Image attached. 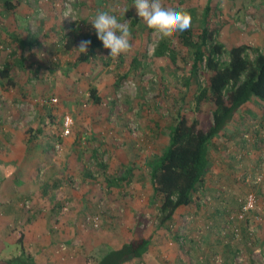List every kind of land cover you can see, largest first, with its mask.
Listing matches in <instances>:
<instances>
[{
	"label": "rangeland",
	"instance_id": "1",
	"mask_svg": "<svg viewBox=\"0 0 264 264\" xmlns=\"http://www.w3.org/2000/svg\"><path fill=\"white\" fill-rule=\"evenodd\" d=\"M19 1L12 11L0 6V69L9 68L17 83L12 88L0 85V153L8 156L3 147L5 136L25 134L30 127L46 124L50 115L60 123L62 115L69 113L74 124L66 137H75V143L70 147L66 137H60V124L46 126L39 143L52 146L49 154L59 168L67 162L68 152L79 153V162L87 169V193L94 192V200L87 203V213L77 217L85 218L87 225L81 228V223L73 231L50 227L54 243L48 246L36 249L35 245L46 243V230L42 229L40 238L35 236L39 230H32L23 241L19 224L1 230V239H16L21 250L26 243V253L45 264H89L87 257L93 248H116L138 232L149 237L148 248L142 257L123 264H209L214 257L218 259L215 264H264V102L245 104L226 132L213 139L209 171L199 186L203 193L196 192L190 205L180 207L172 221L161 225L159 202L152 196L149 161L166 146L168 126L177 113L189 121L197 115V83H204L206 71H191L192 50L180 42L179 33L171 37L174 60L168 54L156 55L161 37L138 16L134 0ZM210 1L206 16V0L161 3L191 14L194 37L205 20L209 28L217 30V39L226 51L244 44L250 59L264 53V2L235 0L218 5L222 0ZM69 10L74 20L66 18ZM98 10L129 23L131 50L110 57V50L102 46L90 61L77 62L86 23ZM7 33L24 43L12 40ZM69 34L79 37L72 50L64 46ZM227 59L224 54L222 60ZM93 87L101 98L99 103L90 98ZM53 97L57 98L55 104L49 103ZM202 109L210 112L211 102L204 101ZM57 138L60 150L53 147ZM81 164L75 171L76 180ZM128 168L131 171L124 180ZM46 169L41 170V181L48 178ZM74 188L79 189L80 182H75ZM249 192L256 196L255 208L247 213L246 221L230 222L228 214L239 209L240 200ZM49 201L59 203L58 199ZM29 206L27 209L32 202ZM94 217L97 225L92 222ZM63 232L70 236L72 232L73 238L76 234L87 246L75 243L76 239L70 244L60 234ZM61 243L66 249L59 248ZM16 254L6 245L0 257Z\"/></svg>",
	"mask_w": 264,
	"mask_h": 264
},
{
	"label": "trees",
	"instance_id": "2",
	"mask_svg": "<svg viewBox=\"0 0 264 264\" xmlns=\"http://www.w3.org/2000/svg\"><path fill=\"white\" fill-rule=\"evenodd\" d=\"M19 4V0H0V6L6 11L16 9ZM208 10L209 5L207 4L205 16ZM90 21L88 20L86 23L83 37L84 40H90L91 44L87 54L79 53L77 55V62L90 61L95 56L96 50L103 46ZM217 33V30L209 28L207 21L204 20L196 37L190 28L178 34L180 42L192 50L191 71L195 73L199 68H202L206 71L207 76L204 83H197V93L194 98L197 115L189 121L186 116L177 113L173 122L168 126L166 146L149 161L152 196L159 202L161 225L172 221L175 212L180 207L190 205L196 192L203 193V190L199 189L202 187L199 186L209 171V151L214 145L213 139L222 132H226L228 124L245 104L264 102V53L258 52L253 59H250L245 53L247 46L244 44L233 46L226 51L224 44L217 39ZM7 35L20 44L24 43L21 39H17L18 37L13 33H7ZM77 38L79 37L76 34H69L64 45L65 48L67 50L75 48ZM155 54L158 56L168 54L174 60L175 53L171 38L161 39ZM224 54H227V60H222ZM18 62L19 66L24 65L22 59H19ZM0 85L2 88L17 86L9 68L0 69ZM89 95L93 103L101 101L96 87L90 89ZM206 100L212 104L210 112L202 109V103ZM47 119L46 124L35 128L30 127L26 133V146L29 153L33 152L32 156L38 161V167L44 161V154L47 156L52 146L45 147L36 142V138H40L38 136L44 133L49 124L52 126L60 124V127L62 124V117L60 123L55 120L54 115H50ZM57 140L59 141V138ZM29 167L32 169L31 165ZM130 171L131 169L128 168L126 174L122 175L124 180L127 179ZM52 186L55 185L52 184ZM26 188L23 194L27 193ZM0 192L4 194V191L0 190ZM6 195L8 192L4 196ZM25 197L20 201L24 210L27 201ZM242 203L241 199L239 209L228 214L230 222L246 221L244 218H238ZM216 225L220 226L221 222ZM149 241V237H142L138 232L137 237L116 248L104 249L100 247L97 251H94L93 248L92 253L87 257V262L89 264H123L134 258L142 257L148 248ZM4 248V241L0 239V255ZM215 263L214 259H211L209 264ZM0 264L44 263L35 261L31 254L21 250L20 254L10 258L0 257Z\"/></svg>",
	"mask_w": 264,
	"mask_h": 264
},
{
	"label": "crops",
	"instance_id": "3",
	"mask_svg": "<svg viewBox=\"0 0 264 264\" xmlns=\"http://www.w3.org/2000/svg\"><path fill=\"white\" fill-rule=\"evenodd\" d=\"M229 1L232 3L235 2V0H222V2H218V5L226 2L228 3ZM210 2V0H206V5H210ZM259 2L263 4L264 0H254V4L258 5ZM20 134L21 133L19 132L13 136H5L3 147L7 149L8 156L5 155L6 152L4 154L0 153V190L4 191V194H1L0 192V231L9 228L11 224H19V226L21 225L23 228L22 232L24 241L25 234L31 233L32 230H39V232L35 234L36 238L41 237L42 229L46 230L48 233V239L44 240V242H46L45 244L35 243V245H38V247H36V249H38L39 247L42 248L54 243L49 237L48 229L50 227L55 228L56 230L73 231L76 228H79L81 223V228L84 227V225H87L84 221L85 218L80 217L77 219V217L79 215L83 216V213H87V203L94 200L92 198L94 192L87 193V169H84L79 162L81 158L78 152L76 154L72 150L71 152H68L69 155L67 157V162L63 163L60 168L57 165H54L56 160L54 156L50 157V154L47 156L44 154V161L40 163V166L38 167V161L32 156L33 152L29 153V149L26 146L25 141L27 139V134H22L24 137ZM5 138L7 139L5 140ZM35 141L39 143L40 139L36 138ZM64 141L71 147V145L75 143V137L74 139L72 137H66ZM72 142L74 143L72 144ZM74 149L76 148L74 147ZM80 164L82 166V172L80 177L78 176L76 180L77 172L75 171L76 169L78 170ZM29 165H31L32 169ZM45 166H47L46 172L49 169V174H46V177L48 178L46 181H41L40 177L43 174L41 173V170ZM31 170L33 171L32 173ZM75 182H80L79 189L74 188ZM52 184L55 186H52ZM25 187H27V193L23 194ZM49 187H51V189H49ZM46 188L51 191L47 193ZM6 192H8V195L4 196ZM50 194L51 196H49ZM23 197L27 200L25 202V210L20 203V201L24 199ZM46 198H49V200L53 199V201L58 199L59 203L56 201L57 204H50L49 200L48 202L44 201ZM31 202V209H27L30 207L29 205H31ZM43 205L46 207H43ZM60 205L61 207H59ZM37 206H42V210L40 211V208L36 210L35 207ZM214 211V213H217L216 210ZM60 234L66 236L65 240L70 241V244L74 239H76L75 243L79 245L86 244L85 241L81 243L79 237L76 238V234L74 236L75 238H73L72 232L71 236L64 232ZM4 244L5 247L6 245L7 247L11 246L18 254L21 252L22 246L16 243V239L12 242H6L4 240ZM28 244H30L29 241ZM24 247L25 250H28L26 243H24L23 248ZM39 262L45 264L44 261Z\"/></svg>",
	"mask_w": 264,
	"mask_h": 264
},
{
	"label": "clouds",
	"instance_id": "4",
	"mask_svg": "<svg viewBox=\"0 0 264 264\" xmlns=\"http://www.w3.org/2000/svg\"><path fill=\"white\" fill-rule=\"evenodd\" d=\"M142 21L157 33L161 39L171 38L191 27V14L184 9H173L162 5L161 0H134L133 4ZM127 11V10H126ZM66 18L74 20L71 10L65 13ZM90 24L95 29L97 38L104 48L110 50V57H118L131 50V30L127 21L118 22L115 15L108 11H97ZM90 40H82L77 48L86 53Z\"/></svg>",
	"mask_w": 264,
	"mask_h": 264
},
{
	"label": "built area",
	"instance_id": "5",
	"mask_svg": "<svg viewBox=\"0 0 264 264\" xmlns=\"http://www.w3.org/2000/svg\"><path fill=\"white\" fill-rule=\"evenodd\" d=\"M57 102V98L53 97L49 99V103L55 104ZM74 121H73V117L71 116V114L69 113H65L62 116V124H61V133H60V137H65L68 136L71 132V129L73 127ZM55 148L56 150H60V142L57 140L55 142ZM257 180H259V177L257 178ZM242 209L241 212L238 214V218L239 219H243L246 217L247 213L252 211L255 206H256V197L255 194L252 192L247 193L244 198H242ZM91 219V218H89ZM92 222L94 225H97V219L96 217L92 218ZM66 244L65 243H61L60 244V249L64 250L66 249ZM214 261L217 263L218 259L215 257Z\"/></svg>",
	"mask_w": 264,
	"mask_h": 264
}]
</instances>
